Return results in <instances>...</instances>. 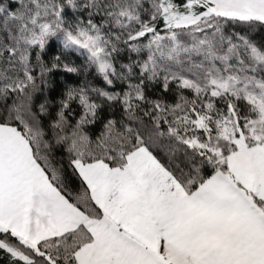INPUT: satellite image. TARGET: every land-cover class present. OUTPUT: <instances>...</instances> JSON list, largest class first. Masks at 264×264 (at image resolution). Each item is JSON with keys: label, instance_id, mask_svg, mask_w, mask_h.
<instances>
[{"label": "snow or ice", "instance_id": "snow-or-ice-1", "mask_svg": "<svg viewBox=\"0 0 264 264\" xmlns=\"http://www.w3.org/2000/svg\"><path fill=\"white\" fill-rule=\"evenodd\" d=\"M0 264H264V0H0Z\"/></svg>", "mask_w": 264, "mask_h": 264}]
</instances>
